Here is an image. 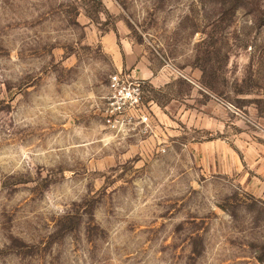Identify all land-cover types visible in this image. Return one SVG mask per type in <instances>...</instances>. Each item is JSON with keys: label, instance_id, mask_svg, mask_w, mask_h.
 I'll list each match as a JSON object with an SVG mask.
<instances>
[{"label": "rangeland", "instance_id": "1", "mask_svg": "<svg viewBox=\"0 0 264 264\" xmlns=\"http://www.w3.org/2000/svg\"><path fill=\"white\" fill-rule=\"evenodd\" d=\"M0 264H264V0H0Z\"/></svg>", "mask_w": 264, "mask_h": 264}, {"label": "built area", "instance_id": "2", "mask_svg": "<svg viewBox=\"0 0 264 264\" xmlns=\"http://www.w3.org/2000/svg\"><path fill=\"white\" fill-rule=\"evenodd\" d=\"M147 86L135 73L118 70L110 75L102 97V114L107 131L125 138H142L153 130L152 102H146Z\"/></svg>", "mask_w": 264, "mask_h": 264}, {"label": "crops", "instance_id": "3", "mask_svg": "<svg viewBox=\"0 0 264 264\" xmlns=\"http://www.w3.org/2000/svg\"><path fill=\"white\" fill-rule=\"evenodd\" d=\"M132 53L128 51H124L125 58L122 55L121 57H117L116 61L119 62V65L125 69H133V72L136 74L137 69L141 68V61L139 60V55L135 53V51H132ZM148 77L153 76V72L151 69H149V72L146 74Z\"/></svg>", "mask_w": 264, "mask_h": 264}]
</instances>
